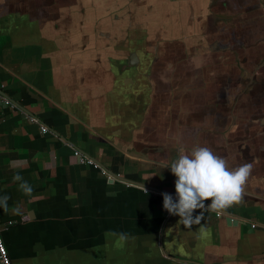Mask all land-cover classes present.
<instances>
[{
	"label": "crops",
	"instance_id": "0c3cea01",
	"mask_svg": "<svg viewBox=\"0 0 264 264\" xmlns=\"http://www.w3.org/2000/svg\"><path fill=\"white\" fill-rule=\"evenodd\" d=\"M195 147L252 170L187 227ZM4 197L13 264H264V0H0Z\"/></svg>",
	"mask_w": 264,
	"mask_h": 264
},
{
	"label": "clouds",
	"instance_id": "9594fccd",
	"mask_svg": "<svg viewBox=\"0 0 264 264\" xmlns=\"http://www.w3.org/2000/svg\"><path fill=\"white\" fill-rule=\"evenodd\" d=\"M164 167L169 168L176 177L175 192L178 199L174 201L171 195L162 194L163 208L170 215L178 216L179 222L187 227L200 223L202 213L196 216L193 213L197 209H205L206 200L211 201L206 209L217 214L240 203L252 170L251 163L230 169L227 161L208 147H195L190 153L181 151L175 161ZM14 179L21 178L17 175ZM20 187L30 194L31 188L26 183ZM0 206L7 211V197L0 200ZM120 238L126 239L123 234Z\"/></svg>",
	"mask_w": 264,
	"mask_h": 264
},
{
	"label": "built area",
	"instance_id": "2783aa9c",
	"mask_svg": "<svg viewBox=\"0 0 264 264\" xmlns=\"http://www.w3.org/2000/svg\"><path fill=\"white\" fill-rule=\"evenodd\" d=\"M74 154L79 157L82 163L93 164L94 166L97 167V164H95L90 158L81 154L77 149L74 150ZM216 215L220 216V213L219 214L216 213ZM0 264H13L2 236L1 227H0Z\"/></svg>",
	"mask_w": 264,
	"mask_h": 264
},
{
	"label": "water",
	"instance_id": "95a60500",
	"mask_svg": "<svg viewBox=\"0 0 264 264\" xmlns=\"http://www.w3.org/2000/svg\"><path fill=\"white\" fill-rule=\"evenodd\" d=\"M89 156V155H88ZM90 157V156H89ZM91 158V157H90ZM143 186H146V185H143ZM150 188V187H149ZM167 212V211H166Z\"/></svg>",
	"mask_w": 264,
	"mask_h": 264
}]
</instances>
